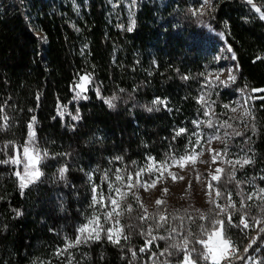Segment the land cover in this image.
Here are the masks:
<instances>
[{
  "label": "trees",
  "instance_id": "16d2710c",
  "mask_svg": "<svg viewBox=\"0 0 264 264\" xmlns=\"http://www.w3.org/2000/svg\"><path fill=\"white\" fill-rule=\"evenodd\" d=\"M254 2L264 14V0ZM108 4L0 0V160L23 159L30 123L38 151L49 154L38 159L39 178L23 190L15 175L24 174L23 164H0V264H180L184 253L170 245L181 243L189 230L199 233L201 224L211 227L209 220L198 219L209 209L223 220L222 233L233 245L251 242L235 264H262L264 194L247 197L251 185L264 189V21L238 0H212L210 8L202 9L204 15L192 14L201 0H136L135 26L127 31L109 20ZM220 46L231 48L236 77L207 94L209 72L221 69L214 61ZM84 75L91 77L81 93L86 99H76L75 85ZM239 94L251 98L247 123L230 112ZM203 95L207 100L200 99ZM113 96L115 106L109 107L105 100ZM156 98L165 103L153 104ZM224 122L230 127H221ZM180 129L185 131L176 136ZM220 133L223 171L204 208L196 209L189 200L184 205L162 202L147 212L131 199L123 205L118 244L103 234L67 248L66 237L74 238L93 215V184L107 196L116 169L124 182L129 173L134 180L153 162L171 164L173 157L200 154L205 142ZM243 153L249 163H227ZM61 168L66 169L63 178ZM105 172L107 180L102 179ZM217 191L225 195L217 198ZM210 199L235 208L216 217L219 209ZM160 215L167 221L156 228ZM144 216L154 219H140ZM242 216L249 227L240 223ZM174 227L177 233L171 232ZM193 246L202 247L188 245Z\"/></svg>",
  "mask_w": 264,
  "mask_h": 264
},
{
  "label": "snow or ice",
  "instance_id": "6c2138e0",
  "mask_svg": "<svg viewBox=\"0 0 264 264\" xmlns=\"http://www.w3.org/2000/svg\"><path fill=\"white\" fill-rule=\"evenodd\" d=\"M136 2V0H131V4L134 5ZM247 2L249 4H252V0H247ZM204 5L208 6L209 8L211 7V5L209 4V0H204ZM255 7V6H253ZM255 10L257 12H260V9L258 7L255 8ZM131 12V9H130ZM193 15H204V12L200 9H197V11L192 13ZM260 19L264 20V14H262L260 16ZM135 26V21L133 19L130 18V22L129 25L127 26V31H132L133 28ZM229 52H231V48L227 49ZM234 59V56H233ZM211 75V74H210ZM185 79H187V77H185ZM216 79L219 80V76H216ZM234 76L231 75V70H229V76H228V81H234ZM228 81H224V80H219V83L224 85L225 87H227ZM91 82V77L89 75H84L80 77L79 82L75 85V88L79 89V91L76 92V99H80V98H85L86 97H82L81 93L86 92L87 91V87L86 85L88 83ZM117 99L116 96L111 97L110 99H106L105 103L108 104L109 107H114V101ZM201 100L203 99V97L200 98ZM199 102V100H198ZM153 104H163L165 103L163 100H161L160 98H156L153 102ZM208 105H206V109H207ZM228 105H225V108H227ZM148 111H152V108H148ZM232 111H236L235 108L232 109ZM209 113L207 110L204 111V115L207 116ZM61 115H63V113H61ZM78 112L77 115H73L72 119L76 120L78 119ZM195 124H197V126L199 125V122L194 121ZM208 127H213V124L211 121H208ZM224 126H229L227 125V122H224V124L221 125V127ZM32 125L31 123L29 124V136H28V141L27 143L23 146V159H20L18 156H10L8 159L5 160H0V164H11V165H19V164H23V169H24V174L22 175L21 172L17 171L15 173V175L20 179V188L23 190V188L27 187L28 184L33 183L36 179L39 178V171L36 168V164L38 162V159H42V158H46L48 157V153L47 152H39L37 149V146L35 144V133L33 131H31ZM185 130L184 129H180L178 132H176V136L181 135V133H183ZM194 135H198L195 134ZM227 135V133L225 134ZM236 135H239V133H236ZM218 138V137H216ZM197 143H199V140H197ZM217 156H219V153H217ZM216 156L213 157V163L216 162ZM115 159L117 160H121L122 157H116ZM151 159V158H149ZM173 163H176L179 167H183V163L184 161H188L190 159H192L191 156L189 155H184V156H180L179 157V161H176L175 158L173 157ZM250 161L245 159L242 162L241 161H237L236 163L241 164V166H243L244 164L249 163ZM135 163V162H134ZM206 163V162H205ZM227 163L231 164V161H227ZM168 164H167V160H165L161 165L160 168L161 169H167ZM159 169H154L153 167L149 166L147 168H142L139 171H137L135 173L136 175V182L135 184L133 183V178H132V174L129 173L127 176V189L129 191H131L134 187H140V186H144V187H148L149 186V182H144L143 185H141L140 182V177L142 175L143 172L148 171V172H153V171H158ZM66 171V169L61 168L59 170L60 176L61 178H63L64 172ZM223 170L221 168H217L216 169V173L217 175H212L211 179L212 180H219V173H221ZM234 174V173H233ZM170 175H173V178L175 179V175L170 173ZM89 178L91 179V175H89ZM181 179H183V177H180ZM104 180L108 179V173L105 172L104 177L102 178ZM160 179V177H157V180ZM115 180L118 182V184L114 185L112 183H109V193L107 196H105L103 191H99L98 192V185L93 184L92 186V197H91V203L89 204V207L93 209V215L90 217H86V221L82 226L78 227L76 229V234L74 236V238H69L66 237V240L68 241L67 243V248H72L75 247L76 245H80V244H86L89 241L92 240H99L100 239V233L101 231H106L107 234V238L110 242L112 243H119L120 242V234L122 233V228L119 227L120 225V220H119V216L122 214L121 211H117V209L120 208V201L123 200L127 195L128 192L122 191V185L124 183V178L123 176H121L120 174V169H116V176H115ZM156 180H152L150 182V186H155ZM208 187L211 189L212 185L209 184ZM165 192H167V189H164ZM262 192H264V190H261ZM113 193H115V195H113ZM225 193L223 191H217L216 192V196L217 198L224 196ZM210 196V193H209ZM248 199H252V196L249 195L247 197ZM105 200H107L109 202V206L111 207V210H107V207L105 205ZM228 200H231V193H228ZM211 204H214L215 207L217 209H219V212L215 213L216 217H219L220 213H226L228 212V208H235V205H232L231 203L228 204L227 207H222L219 204H216L215 200L210 199L209 201ZM162 202L160 200L156 201L157 205H160ZM99 205L100 208H105V212L103 213V218H104V223H110L112 222L114 224V227H110L107 229H104V224H102L100 222V215L96 213V206ZM243 202H241V207H243ZM132 206L128 205V211H131ZM17 215H19V213H17ZM113 217H115V220L113 221ZM140 219L142 220H148V219H154V217L152 216H144V217H140ZM199 220H209L211 227H207L203 224H201L200 227V231L197 234H193L192 231H188L186 235H184L181 238V243L179 244H172L170 245L171 249H174L176 251H180L184 253V259L182 262H180V264H199V260L202 259L203 261L207 262V261H211V264H221V260H225L227 262V264H231V260L230 257H234L235 253H236V248L234 245H232L231 241L227 238V236H224L222 233V229H223V220L218 219V218H214L213 216V210L209 209V213L206 216L204 213H200ZM188 220L192 223H194V219L193 217L189 216ZM253 220H256L255 217H253ZM167 221V217L164 215H160L159 216V222L155 223V227L156 228H162L164 227V223H166ZM229 224L232 223L231 220V215H229L228 217V221ZM257 223H260V221H256ZM241 224L244 225L245 228L249 227V224L247 222H245L243 216L241 217ZM217 225H219L220 227L218 228ZM236 227H239V224L235 225ZM177 228H172L171 232L172 233H177ZM261 232H264V228L260 229ZM149 235H151V231H149L148 233ZM114 235H115V239H114ZM125 239H127L128 237H124ZM161 239H163V237H160ZM157 239V237L152 236V240ZM152 240L146 241V246L148 244H150L152 242ZM199 244L202 247L201 248H196V247H191L189 248L188 245L189 244ZM251 245H249L250 247ZM259 250V249H257ZM141 252L145 251V248H141L140 249ZM165 251H168V249H165ZM245 252L248 251V248L246 247L244 249ZM192 253H196L197 258L193 259L192 258ZM163 255V253H161ZM173 253L169 252V255H171ZM133 256H135V253H133ZM240 259H243L242 257ZM262 264H264V261H262Z\"/></svg>",
  "mask_w": 264,
  "mask_h": 264
},
{
  "label": "rangeland",
  "instance_id": "374dc122",
  "mask_svg": "<svg viewBox=\"0 0 264 264\" xmlns=\"http://www.w3.org/2000/svg\"><path fill=\"white\" fill-rule=\"evenodd\" d=\"M66 1L72 3V0H66ZM108 3H109L108 4L109 20L114 21L115 23L120 22L122 23L123 27L127 29V26L129 25L130 22V18L134 20L136 2L134 5H132L131 0H108ZM205 8H208V6L204 7V9ZM78 11L79 8L75 4H73V12L77 13ZM259 14L262 15L261 12H259ZM231 60L232 58L226 47L220 46L216 50V53L214 54V61L216 63L221 64V69L219 71L211 70L209 72L206 81L207 94L211 93L214 89L219 88L220 86H224L219 83V80L228 81L229 70H231V75L234 76V78L236 77L237 69L236 66L231 62ZM217 75L219 76V80L216 79ZM202 97H203L202 101L207 100V95L206 96L203 95ZM250 102H251V98L249 96L239 94L234 99L233 104L230 107V112L232 116L238 121H243L247 123L251 117ZM233 108H235L236 111H232ZM223 139L224 136L221 133L215 137L210 138L203 145L202 152L200 154L190 155L192 159L182 162L184 165L182 168L179 167L176 163H171L168 164L167 169H161L159 164H156L154 162L151 163L150 164L151 167L159 170L153 172L145 171L142 173L140 177L141 185H143L144 182L147 181L149 182V186L134 187L131 191H129L126 187L128 181L124 182L123 185L121 186L122 191L128 192V195L123 200L120 201V208L117 209V211H121L122 213L123 205L128 200L131 199H133L135 202L138 195H139V202L143 207L142 199L143 202L145 201L149 203L151 201L152 194L159 195L162 198V202H167L171 205H184L186 202L191 200L195 204L196 209L199 210L201 208H204L206 202L210 198V196L207 194L208 185L209 184L212 185V183L216 181V180L215 181L212 180L211 176L217 175L216 169L221 168V165L223 164L222 157L219 152L220 146L223 143ZM217 153H219V156H217ZM214 156L217 157L215 163L212 162ZM245 159L249 160V155L247 153L238 154L236 157L230 160L232 162L231 165L241 166V164L236 162L237 161L242 162ZM176 161H179V159ZM170 173L175 175V179L173 178V175H170ZM157 177H160V179L157 180ZM180 177H183V179H181ZM152 180H156L155 186H150V182ZM135 182H136V178L133 180L134 184ZM184 182H186V184H189L190 187L187 190L186 194L181 199H179L180 192L183 189ZM89 183L91 184V182ZM109 183H112L114 185L118 184L116 180H111V182L108 181L107 182L108 192H109ZM164 189H167L168 191L165 194L161 195L162 192H165ZM212 192H213L212 188L211 189L209 188L210 195L212 194ZM249 194L252 196V199L255 200L258 199L260 195L264 194V192L258 190L254 185H251ZM113 195H115V193H113ZM105 205L108 206L107 210L110 211L111 207L109 206V203ZM105 210H106L105 208H100V212L96 210V213L100 215V222L104 224V229L114 227V224L112 222L104 223L103 213L105 212ZM144 210L147 212L150 211L146 209ZM91 214H93V210ZM121 216L122 215L119 216L120 217L119 220L121 219ZM114 220L115 217H113V221ZM119 227L121 228L120 225ZM103 234L107 236L106 231H103ZM114 239H115V235H114Z\"/></svg>",
  "mask_w": 264,
  "mask_h": 264
},
{
  "label": "built area",
  "instance_id": "2783aa9c",
  "mask_svg": "<svg viewBox=\"0 0 264 264\" xmlns=\"http://www.w3.org/2000/svg\"><path fill=\"white\" fill-rule=\"evenodd\" d=\"M212 0H209V4L211 3ZM239 2H243L245 3L247 6H249L250 8L253 9V11L258 14V16L260 17L261 15L259 14V12H257L255 10L256 7L259 8V6L254 2V0H252V4H249L247 2V0H238ZM255 6V7H253ZM204 7H206L204 5V0H201V6H200V9H204ZM260 9V8H259ZM264 21V20H263ZM190 185L189 184H186V182H184V185H183V189L182 191L180 192V196H179V199H181L187 192V190L189 189ZM207 194L209 195V187L207 189ZM166 192H162L161 195L165 194ZM141 199H142V196H141ZM157 200H160L162 202V198L159 196V195H155V194H152V197H151V201L149 203L147 202H143V199H142V204H143V207L141 206L140 202H139V195L137 196L135 202L137 204H139L142 208L146 209V210H152L154 209L155 207L159 206L156 204V201ZM120 218V217H119ZM103 235V231H101L100 233V238L102 237ZM82 245V244H80ZM233 245V244H232ZM249 245H251V242H248L246 243L242 248H238L237 246H235L236 248V253H235V256L234 257H230V260H231V264H235V261L245 252L244 249L247 247L249 249ZM79 246V245H77ZM204 264H211V261H207V262H204ZM221 264H227V262L225 260H221ZM245 264H258L255 260H249L247 261Z\"/></svg>",
  "mask_w": 264,
  "mask_h": 264
},
{
  "label": "water",
  "instance_id": "95a60500",
  "mask_svg": "<svg viewBox=\"0 0 264 264\" xmlns=\"http://www.w3.org/2000/svg\"><path fill=\"white\" fill-rule=\"evenodd\" d=\"M260 91H258V92H256V93H259ZM263 92H264V90H263Z\"/></svg>",
  "mask_w": 264,
  "mask_h": 264
}]
</instances>
